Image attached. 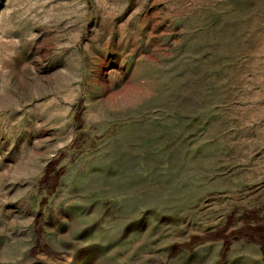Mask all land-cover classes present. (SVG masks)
I'll use <instances>...</instances> for the list:
<instances>
[{
	"label": "rangeland",
	"instance_id": "obj_1",
	"mask_svg": "<svg viewBox=\"0 0 264 264\" xmlns=\"http://www.w3.org/2000/svg\"><path fill=\"white\" fill-rule=\"evenodd\" d=\"M0 264H264V0H0Z\"/></svg>",
	"mask_w": 264,
	"mask_h": 264
}]
</instances>
